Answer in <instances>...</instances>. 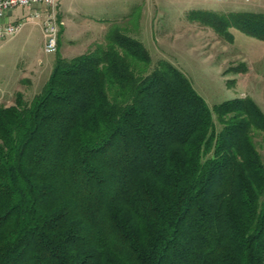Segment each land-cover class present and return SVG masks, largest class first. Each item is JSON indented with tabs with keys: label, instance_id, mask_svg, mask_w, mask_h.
<instances>
[{
	"label": "trees",
	"instance_id": "trees-1",
	"mask_svg": "<svg viewBox=\"0 0 264 264\" xmlns=\"http://www.w3.org/2000/svg\"><path fill=\"white\" fill-rule=\"evenodd\" d=\"M232 41L264 11L193 9ZM264 113L211 107L118 25L0 104V264H264Z\"/></svg>",
	"mask_w": 264,
	"mask_h": 264
},
{
	"label": "rangeland",
	"instance_id": "rangeland-1",
	"mask_svg": "<svg viewBox=\"0 0 264 264\" xmlns=\"http://www.w3.org/2000/svg\"><path fill=\"white\" fill-rule=\"evenodd\" d=\"M193 9L264 11V0H60L57 49L46 53L40 25L26 21L0 39V104L26 100L40 91L59 54L71 57L104 42L110 25L138 38L151 60L180 69L209 107L234 97L251 98L264 113V39L231 27L232 41L187 18ZM34 6L9 11L10 20ZM264 163V134L255 136Z\"/></svg>",
	"mask_w": 264,
	"mask_h": 264
},
{
	"label": "built area",
	"instance_id": "built-area-1",
	"mask_svg": "<svg viewBox=\"0 0 264 264\" xmlns=\"http://www.w3.org/2000/svg\"><path fill=\"white\" fill-rule=\"evenodd\" d=\"M59 0H0V39L17 33L26 21L36 22L40 25L43 35V49L46 53L57 49L58 21L54 8ZM222 1V0H215ZM18 6L31 7L34 10L15 20L8 17L9 11Z\"/></svg>",
	"mask_w": 264,
	"mask_h": 264
},
{
	"label": "crops",
	"instance_id": "crops-1",
	"mask_svg": "<svg viewBox=\"0 0 264 264\" xmlns=\"http://www.w3.org/2000/svg\"><path fill=\"white\" fill-rule=\"evenodd\" d=\"M59 1H60V0H59ZM59 1H58V4H59ZM58 4H57V5H58ZM58 31H59V30H58Z\"/></svg>",
	"mask_w": 264,
	"mask_h": 264
}]
</instances>
